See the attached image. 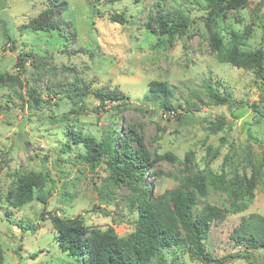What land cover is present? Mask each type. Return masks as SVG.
<instances>
[{
	"label": "rangeland",
	"instance_id": "374dc122",
	"mask_svg": "<svg viewBox=\"0 0 264 264\" xmlns=\"http://www.w3.org/2000/svg\"><path fill=\"white\" fill-rule=\"evenodd\" d=\"M58 1L65 2L60 19L71 32L65 52L56 31L21 27L45 8L47 0H0V73L16 77L0 81L3 264H79L59 246L49 219L40 216L42 209L65 218L81 214L89 227L111 226L119 236L134 228V214L125 200L131 191L109 181L103 163L92 167L82 160V147H62L71 129L100 137L113 127L125 133L128 126L139 132L150 157L165 151L175 156L153 164L157 176L144 174L142 182L152 187L153 195L182 184L192 187L199 176L205 183L211 177L217 187L209 186L199 197L201 203L227 207L221 187L237 176L254 180L247 208L213 222L206 245L213 256L229 257L223 264H264V250L245 257L229 235L241 216L264 215V100L252 71L217 61L204 25V0H101L95 17L88 0ZM161 9L180 13L190 24L171 45L153 32L152 17ZM111 13H122L126 20L114 22ZM216 28L225 40L234 32L242 49H264V0H247L242 8L229 10ZM4 31L14 42L2 37ZM20 55L25 58L24 71L15 66ZM152 80L171 87L175 112L162 110L150 97ZM69 84L77 93H90L81 99L75 96L78 102L59 99ZM207 84L246 105L237 102L228 108L215 103ZM98 89L119 90L127 99L102 106L92 93ZM252 102L262 115L249 106ZM19 175H29L36 186L32 201L14 208L5 195ZM216 175H223V184ZM161 254L164 264H202L183 246L164 248ZM149 264H158L157 259Z\"/></svg>",
	"mask_w": 264,
	"mask_h": 264
},
{
	"label": "trees",
	"instance_id": "16d2710c",
	"mask_svg": "<svg viewBox=\"0 0 264 264\" xmlns=\"http://www.w3.org/2000/svg\"><path fill=\"white\" fill-rule=\"evenodd\" d=\"M92 7V17L99 14L95 6L101 0H88ZM115 1V0H108ZM208 9V17L204 19V25L209 35L210 49L215 53L217 61L228 63L234 67L252 71L255 84L260 90L261 99L264 100V49H242L236 40V34L225 40L217 30L218 20L223 22L229 10L242 8L247 0H204ZM65 2L47 0L45 8L35 17L31 18L22 28H30L35 31H56L63 38L62 52L69 46L67 40L70 35L68 24L60 19ZM109 19L114 22L124 23L126 20L122 13H111ZM155 24L153 32L159 37H164L166 44L171 45L177 36L185 35L189 22L177 12L159 10L152 17ZM67 28V29H66ZM67 30V34H66ZM2 37L14 42L13 37L6 31ZM79 51V49H75ZM24 56H35L34 53H26ZM25 58L17 57L15 66L25 70ZM16 78L11 74L0 73V81ZM65 89L63 98H70L72 102H78L88 91L77 93L71 88ZM93 95L104 106L113 101L123 102L127 99L119 90L98 89L92 91ZM148 93L151 98L157 100L158 105L164 111H176V106L171 102L172 90L165 81L152 80L148 84ZM208 96L217 104H225L228 108L238 102L239 106L246 105L244 101H236L229 94H220L207 84ZM30 96L35 104L37 97L30 91ZM256 113L262 115L258 105H249ZM67 113H63L66 118ZM221 120V119H220ZM218 120V122H220ZM222 124L224 122H221ZM222 127V126H221ZM104 136L97 137L85 134L80 130H68L65 133L63 149L68 150L69 144L80 146L83 153L78 155L90 166H98L103 163L110 173L109 181L117 186H126L131 192L125 200L129 212L134 214V228L125 236H119L111 226L103 229L89 227L83 221L81 214L72 218H65L56 213L42 209V219L47 216L52 228L56 232V240L59 246L76 259L79 264H149L153 258L158 264L163 263L161 250L168 247L183 246L191 258L202 264H223L229 257L213 256L206 245L210 227L213 222L225 218L228 213L244 211L253 193L254 180L250 178L235 177L233 182L221 188L226 192L228 206L212 204L206 200L201 203L200 196H205L207 189L217 187L211 177L205 183V178L199 176L191 187L182 184L162 193L153 195L152 187L143 184L142 179L146 172L154 176L158 173L152 168L153 164L160 160H175V156L169 152L155 153L150 157V152L144 147L139 132L132 126H128L125 133H120L116 127L106 129ZM134 142V144H132ZM211 175V174H210ZM223 184V175H216ZM36 182L29 175H19L8 189L5 202L11 207L17 208L32 201ZM39 198V197H38ZM43 204L45 198H41ZM230 239L235 245L242 247L245 255L249 257L253 250H264V215L251 212L241 216L237 226L230 232ZM240 256V255H237ZM4 257L0 245V264Z\"/></svg>",
	"mask_w": 264,
	"mask_h": 264
}]
</instances>
